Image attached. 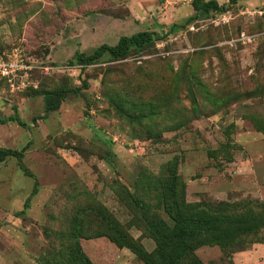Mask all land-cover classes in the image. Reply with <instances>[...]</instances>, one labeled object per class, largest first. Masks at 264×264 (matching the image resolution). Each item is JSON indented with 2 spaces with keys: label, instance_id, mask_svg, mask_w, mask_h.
<instances>
[{
  "label": "rangeland",
  "instance_id": "374dc122",
  "mask_svg": "<svg viewBox=\"0 0 264 264\" xmlns=\"http://www.w3.org/2000/svg\"><path fill=\"white\" fill-rule=\"evenodd\" d=\"M216 1L229 13L187 22V0H0V53L53 68L37 89L0 80V119L23 122H0V148L25 146L0 161V264H170L154 232L180 229L174 210L225 236L185 241L183 263L264 264V23L244 12L264 0ZM143 30L141 50L79 61Z\"/></svg>",
  "mask_w": 264,
  "mask_h": 264
},
{
  "label": "trees",
  "instance_id": "16d2710c",
  "mask_svg": "<svg viewBox=\"0 0 264 264\" xmlns=\"http://www.w3.org/2000/svg\"><path fill=\"white\" fill-rule=\"evenodd\" d=\"M231 1L235 2V0H231ZM191 5L196 13L193 16H189L187 18V22H190L199 15L206 16V15H212L213 13L216 12L223 13L227 9H229L228 8L229 6L227 7L224 6V4H219L216 0H192ZM176 27H178L176 24H172L170 27V31L171 29ZM152 39H153V33L152 31L149 30L134 32L130 35H122L118 38V41L114 45H109L107 43L100 44L92 53L88 55H83V54L79 55L78 58L81 63H89L99 58L104 53H108L115 57L124 56L130 48L141 50ZM28 57L31 58L30 56ZM33 59L34 58H31L30 60L33 61ZM34 61L37 62L35 59ZM39 63L43 64L42 62ZM36 72H39V70H34V72L32 73L33 79L35 77ZM38 86L39 84L37 85V87ZM37 87L34 88L32 86H28L23 91L27 89H37ZM68 90L69 89L66 88H60L54 94H45L43 98L45 112L57 109L66 91ZM6 121H16L21 125L23 123L20 121L18 116H16V114L9 115L6 118L0 119L1 123H5ZM24 148L25 146L19 150L10 149V148H0V161L3 160L6 156H15L20 159L22 157ZM174 214L176 220L180 225L179 230L171 233H162L157 231L154 232V235L158 240V244H159L158 245L159 253L163 252L167 246H170L171 244H175V249L169 257L170 264H185L182 262V259L190 252L191 247H186L183 243H185V241L191 240V238L198 239L200 237L201 238L203 237L200 241L194 244L193 247H197L201 244L212 243V242L221 243L225 238L224 234L220 232L218 236L210 238L213 230L215 229L214 227L215 224L218 225V223L221 222L219 217H216L214 215H209L207 217H203L202 215H200L198 217H195V214H190V215L188 214L187 216H182L179 215L176 210H174ZM223 221H225V223H227L228 225L230 224L229 222L231 220H229V218L226 217V220ZM253 222H255V220ZM238 229L239 228L237 227V230ZM243 229H247V228H243ZM237 230H233V231L239 232ZM216 231H218V229ZM206 235H208V237ZM112 239H115L116 241L120 242L123 245L130 246L131 249L139 256L145 258L147 257V255L143 252L141 248H137L136 246L132 245V243L123 240L120 236H112ZM75 260L77 261L78 264H92L90 260L78 249L75 254Z\"/></svg>",
  "mask_w": 264,
  "mask_h": 264
},
{
  "label": "built area",
  "instance_id": "2783aa9c",
  "mask_svg": "<svg viewBox=\"0 0 264 264\" xmlns=\"http://www.w3.org/2000/svg\"><path fill=\"white\" fill-rule=\"evenodd\" d=\"M187 1L192 2V0ZM244 12L251 16H256L264 23V4L251 9L245 8ZM228 13L229 11L227 10L226 14ZM226 14H223L222 21H226ZM241 37L250 39L249 36H245L244 32H241ZM30 59L19 48L0 53V80L5 82L10 92H21L28 86L36 88L37 82L32 78L34 70L48 72L49 69H53L49 65L38 64L34 59L33 61Z\"/></svg>",
  "mask_w": 264,
  "mask_h": 264
},
{
  "label": "water",
  "instance_id": "95a60500",
  "mask_svg": "<svg viewBox=\"0 0 264 264\" xmlns=\"http://www.w3.org/2000/svg\"><path fill=\"white\" fill-rule=\"evenodd\" d=\"M188 94H189L191 103L194 104L195 103V96H194V93H193L191 88L188 89Z\"/></svg>",
  "mask_w": 264,
  "mask_h": 264
}]
</instances>
